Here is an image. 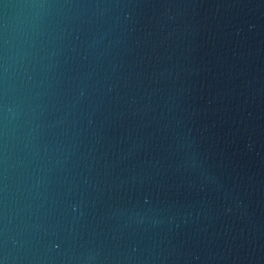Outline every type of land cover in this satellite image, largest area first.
<instances>
[{"label": "water", "instance_id": "obj_1", "mask_svg": "<svg viewBox=\"0 0 264 264\" xmlns=\"http://www.w3.org/2000/svg\"><path fill=\"white\" fill-rule=\"evenodd\" d=\"M0 264H264V0H0Z\"/></svg>", "mask_w": 264, "mask_h": 264}]
</instances>
